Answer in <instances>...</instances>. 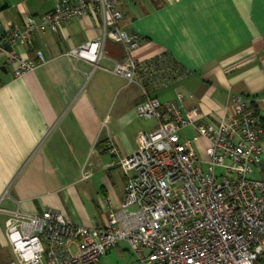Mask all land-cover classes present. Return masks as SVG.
I'll use <instances>...</instances> for the list:
<instances>
[{
  "label": "crops",
  "instance_id": "0c3cea01",
  "mask_svg": "<svg viewBox=\"0 0 264 264\" xmlns=\"http://www.w3.org/2000/svg\"><path fill=\"white\" fill-rule=\"evenodd\" d=\"M58 1L0 0V22L6 31L22 26L24 15L39 21ZM121 9L123 28L142 38L136 56L166 54L174 66L168 81L146 84L164 112L169 104L196 105L203 121L219 123L241 94L255 101L264 123V0H134ZM102 23L99 12L76 17L57 32H40L29 51L20 44L29 59L39 48L46 57L22 76L0 55V264L15 260L7 210L51 209L75 224L105 226L109 210L122 207L126 185L111 143L128 156L140 132L158 127L137 113L142 88L113 72L116 63L126 66L119 42L107 39L97 65L71 53L99 36ZM120 244L114 247L133 253Z\"/></svg>",
  "mask_w": 264,
  "mask_h": 264
},
{
  "label": "built area",
  "instance_id": "2783aa9c",
  "mask_svg": "<svg viewBox=\"0 0 264 264\" xmlns=\"http://www.w3.org/2000/svg\"><path fill=\"white\" fill-rule=\"evenodd\" d=\"M132 1L60 0L39 21L24 15L22 26L12 25L0 38V55L15 76H22L46 57L39 48L36 59H29L17 50L20 44L29 51L40 32H57L73 18L101 13V34L71 53L97 65L107 39L119 42L126 66L116 63L113 72L142 88L138 115L158 121L154 131L138 134L139 147L128 156H120L111 143L126 185L122 207L109 210L105 226L75 224L51 209L7 210L6 235L15 255L7 264H94L120 243L141 264H257L264 259V123L241 94L219 123L203 121L196 105L184 110L169 104L164 112L146 84L168 81L174 66L166 54L148 61L136 56L142 38L122 26L121 4ZM188 126L194 133L185 137Z\"/></svg>",
  "mask_w": 264,
  "mask_h": 264
},
{
  "label": "rangeland",
  "instance_id": "374dc122",
  "mask_svg": "<svg viewBox=\"0 0 264 264\" xmlns=\"http://www.w3.org/2000/svg\"><path fill=\"white\" fill-rule=\"evenodd\" d=\"M153 119H150L149 121L152 122ZM183 133H185L186 135L191 133V129L190 127L185 128V130L183 131ZM202 155V153H201ZM254 176L258 177V170L256 172H254L253 174ZM264 177V175H263ZM120 245L125 246V243H121ZM122 247H114L112 249H110V251L104 255H102V257L100 258V264L101 263H122V262H129V261H137L139 262V260H137V258L134 256L133 253H131L128 249H121ZM99 262H97L96 264H98ZM140 263V262H139ZM141 264V263H140ZM257 264H264L263 262L261 263H257Z\"/></svg>",
  "mask_w": 264,
  "mask_h": 264
},
{
  "label": "trees",
  "instance_id": "16d2710c",
  "mask_svg": "<svg viewBox=\"0 0 264 264\" xmlns=\"http://www.w3.org/2000/svg\"><path fill=\"white\" fill-rule=\"evenodd\" d=\"M250 109H252L253 113H254L255 115H258V116L260 117L261 122H263V117L260 116V113H259V111H258V109H257V104H256L255 101L252 100V99H250ZM261 262L264 263V259L259 260L258 263H261Z\"/></svg>",
  "mask_w": 264,
  "mask_h": 264
},
{
  "label": "water",
  "instance_id": "95a60500",
  "mask_svg": "<svg viewBox=\"0 0 264 264\" xmlns=\"http://www.w3.org/2000/svg\"><path fill=\"white\" fill-rule=\"evenodd\" d=\"M4 35H5V30H4L3 26H2V23L0 22V36L3 37ZM4 46L7 49H10L11 48L9 42H7V41L4 42Z\"/></svg>",
  "mask_w": 264,
  "mask_h": 264
}]
</instances>
